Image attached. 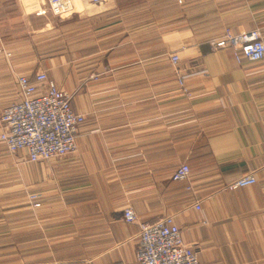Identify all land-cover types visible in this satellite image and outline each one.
<instances>
[{"label": "crops", "instance_id": "1", "mask_svg": "<svg viewBox=\"0 0 264 264\" xmlns=\"http://www.w3.org/2000/svg\"><path fill=\"white\" fill-rule=\"evenodd\" d=\"M35 2L0 0V116L20 99L18 75L46 71L86 122L62 159L30 163L0 143V264H137L139 224L167 215L199 264H264V65L212 47L237 26L264 38V0H82L80 19L106 22L99 68L100 39L80 67L65 19ZM182 163L191 178L173 181ZM247 174L254 185L228 188Z\"/></svg>", "mask_w": 264, "mask_h": 264}, {"label": "built area", "instance_id": "2", "mask_svg": "<svg viewBox=\"0 0 264 264\" xmlns=\"http://www.w3.org/2000/svg\"><path fill=\"white\" fill-rule=\"evenodd\" d=\"M35 1L31 7L34 11L67 19L78 13L76 3L82 0ZM108 1L90 0L94 5ZM212 47L214 50H230L238 63L247 61L264 65V38L259 29L247 30L239 26L233 31L227 28L223 37L212 42ZM10 55L7 53V56ZM170 63L178 75L179 87L188 94L185 86L187 76L178 70L180 56L173 54ZM17 85L20 99L7 106L0 116V143L11 154L24 151L30 163L62 159L73 154L78 149L77 131L85 124L86 117L74 111L71 96L59 88L46 71L37 73L35 81L18 75ZM171 178L176 182L189 180V164L182 163ZM256 182L254 174H247L228 188L234 190ZM28 199L35 208L42 206L40 193H30ZM197 208L200 207L197 205ZM122 211L125 222L138 221V213L133 205L125 206ZM139 226L137 264H199L197 250L185 242L174 216H163L155 222H142Z\"/></svg>", "mask_w": 264, "mask_h": 264}, {"label": "rangeland", "instance_id": "3", "mask_svg": "<svg viewBox=\"0 0 264 264\" xmlns=\"http://www.w3.org/2000/svg\"><path fill=\"white\" fill-rule=\"evenodd\" d=\"M25 2H26V0H25ZM32 6H33V4H30L29 7H32ZM78 14L70 17L69 19H65L63 22H61V24L64 23V25L66 27L67 42H73V43H69V44L67 43L66 49H67V51L71 50V52L72 51L77 52V47H78L79 48L78 53L82 54L81 55L82 61H81L80 67H82V68L88 67L90 65L89 58L88 57H86L87 59L84 58V56H88V55H83V53H89V50L97 47L96 45H93V42H95V40H97V39H100L101 43L99 46L101 48H103V52H106V53H100L98 55L97 62H93V64L96 63L95 68H99L102 66L103 63H105L108 60V54H110L112 52L111 51L112 49L109 51L107 50V49L111 48L112 46H111V44H108L107 42H105V40H107V39L105 38L104 30L99 31L101 28H104L106 26L105 25L106 22L105 21H97L96 19H89V20L83 19L82 20V19H80V15H84L85 13L78 12ZM79 21L82 23L80 24ZM126 24L127 23H125V25ZM238 27L239 26H237L236 30L238 29ZM74 29H76V34L73 32ZM228 29H232V28H228ZM232 30L236 31L234 29H232ZM21 33H24V32H21ZM100 34H103V36L98 37ZM75 39H81V45H78V44L74 45ZM34 40L36 42H38L39 40H41V38L39 35H35ZM38 46H37V48H38ZM93 46H95V47H93ZM36 54H37V58L39 59L40 58L39 57L40 56V50L39 51L36 50ZM72 59H74V57ZM68 94L71 96L70 93H68ZM71 98H72V96H71ZM128 111L132 112L133 109L129 108Z\"/></svg>", "mask_w": 264, "mask_h": 264}, {"label": "bare ground", "instance_id": "4", "mask_svg": "<svg viewBox=\"0 0 264 264\" xmlns=\"http://www.w3.org/2000/svg\"><path fill=\"white\" fill-rule=\"evenodd\" d=\"M80 2H77L76 5H79Z\"/></svg>", "mask_w": 264, "mask_h": 264}]
</instances>
